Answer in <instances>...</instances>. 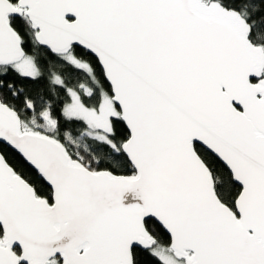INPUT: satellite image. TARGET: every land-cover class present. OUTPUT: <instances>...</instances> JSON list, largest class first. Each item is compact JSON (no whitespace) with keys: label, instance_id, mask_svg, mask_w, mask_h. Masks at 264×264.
Here are the masks:
<instances>
[{"label":"snow or ice","instance_id":"obj_1","mask_svg":"<svg viewBox=\"0 0 264 264\" xmlns=\"http://www.w3.org/2000/svg\"><path fill=\"white\" fill-rule=\"evenodd\" d=\"M0 264H264V0H0Z\"/></svg>","mask_w":264,"mask_h":264}]
</instances>
